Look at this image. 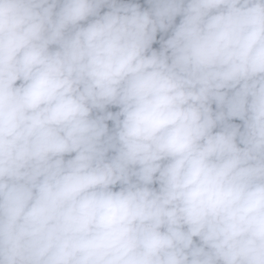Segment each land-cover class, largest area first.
I'll return each instance as SVG.
<instances>
[{
    "label": "clouds",
    "instance_id": "clouds-1",
    "mask_svg": "<svg viewBox=\"0 0 264 264\" xmlns=\"http://www.w3.org/2000/svg\"><path fill=\"white\" fill-rule=\"evenodd\" d=\"M0 264H264V0H0Z\"/></svg>",
    "mask_w": 264,
    "mask_h": 264
}]
</instances>
